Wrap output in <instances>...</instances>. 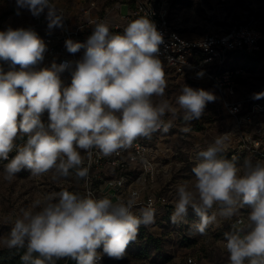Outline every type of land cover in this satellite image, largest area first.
Returning <instances> with one entry per match:
<instances>
[{
    "label": "clouds",
    "instance_id": "obj_1",
    "mask_svg": "<svg viewBox=\"0 0 264 264\" xmlns=\"http://www.w3.org/2000/svg\"><path fill=\"white\" fill-rule=\"evenodd\" d=\"M16 4L33 16L47 9L49 29L62 25L63 16L51 0ZM162 43L155 23L145 17L128 23L122 34L97 22L86 43L65 41L69 53L84 49L71 71V83L65 85L61 73L71 62L35 67L43 61L47 45L33 29L0 31V61L9 63L8 71L0 68V160L8 161L3 179L11 182L25 168L33 177L52 172L53 179L73 174L84 179L88 168L80 150L111 156L129 149L138 138L167 132L172 121L164 120L166 114L175 117L182 112L184 121L198 120L216 97L185 84L175 104L165 99ZM261 97L264 92L254 94ZM45 112L47 124L42 121ZM228 137L220 134L198 153L201 162L192 169L191 186H177L170 221L185 223L191 209L199 218L195 230L205 234L218 217L231 219L246 208L243 227L224 233L229 264H264V161L246 158L238 165V158H226ZM138 197L133 191L127 200L113 203L107 197H81L68 190L45 195L20 210L0 245L24 250L21 264H56L65 258L75 264H99L100 248L108 257L121 259L139 228L155 223L151 205L133 211Z\"/></svg>",
    "mask_w": 264,
    "mask_h": 264
},
{
    "label": "rangeland",
    "instance_id": "obj_2",
    "mask_svg": "<svg viewBox=\"0 0 264 264\" xmlns=\"http://www.w3.org/2000/svg\"><path fill=\"white\" fill-rule=\"evenodd\" d=\"M97 1L101 7H111L119 0ZM170 1L171 21L189 38L200 37L205 33H224L244 25L264 30V0ZM51 2L64 12L71 25L87 20L83 12L85 5L80 0ZM127 9V5L122 4L120 14L126 15ZM31 16L32 13L27 8H17L16 0H0V31L9 27L26 28ZM108 16L114 18L116 15L109 13ZM46 67L49 66L42 68ZM223 68L241 71L231 97L241 103L240 111L236 114L226 110L222 96L210 83L178 77L163 65L167 83L164 98L173 104L185 84L203 88L216 97L213 102L207 103L198 120L186 122L182 119V112L175 117L166 114L164 120L172 121L167 132L157 131L150 138H138L148 147L149 159L154 168L151 177L146 176L142 184H145L146 190L166 195L173 207L177 200V186L182 183L191 186L194 180L192 169L201 162L198 153L206 150L220 134H229L224 153L226 158H238V165H242L246 158L253 162L264 161V97L254 98V94L264 92V48L259 52L246 49L232 51L226 56ZM61 79L68 85L71 83V74ZM42 121L48 123L47 112L43 114ZM185 127L189 131H183ZM17 142L23 143L22 140ZM80 151L84 157V166L90 174L89 179H79L74 174L68 178L53 179L52 172L33 177L30 170L25 168L11 182H7L3 179V173L8 161L0 160V237L7 236L14 219L20 215V210L30 207L36 199L61 190H68L81 197L92 192L98 198L112 190L108 185L109 181L120 174L134 178L141 170L140 164L135 163L120 171L112 168L107 161L108 156L102 155L98 150L93 149L90 155ZM122 151V158H126L131 148ZM15 154V151L10 153L9 160ZM216 210L214 207L213 211ZM172 212L155 211V223L139 228L136 240L127 246L121 259L110 258L103 254L102 248L98 249L102 257L99 264H228L229 254L225 249L224 233L233 230L238 216L247 217L246 208H241L231 219L218 217L217 223L209 225L205 234H199L195 230L199 218L191 209L186 222L178 226L170 221ZM13 251L0 245L2 258ZM188 258L192 259V263ZM69 260L61 259L56 264H67Z\"/></svg>",
    "mask_w": 264,
    "mask_h": 264
},
{
    "label": "built area",
    "instance_id": "obj_3",
    "mask_svg": "<svg viewBox=\"0 0 264 264\" xmlns=\"http://www.w3.org/2000/svg\"><path fill=\"white\" fill-rule=\"evenodd\" d=\"M80 2L85 5L83 12L86 14L87 20L78 22L75 26L68 22L64 12L57 6L56 8L63 16L62 25L59 27L49 29L46 19L47 9L39 16H31V21L25 29H33L47 45L43 61L35 66L37 69L45 66L51 67L53 63L59 65L66 61L71 62L69 69L61 73L62 78H67L74 69L75 62L81 58L84 52V49H81L77 53H69L65 47L67 39L86 43L92 34L95 23L101 21L108 24L111 33L122 34L128 23L137 18L145 17L155 23L157 30L163 36L159 57L162 64L170 72L193 82L205 81L210 83L222 96L223 104L229 113L236 114L240 111L241 103L231 97L241 76V71L239 69H225L223 65L226 56L232 51L238 49H246L252 52L262 51L264 48V30L256 29L252 25H244L224 33H205L200 37L189 38L184 36L171 21L170 0H119L111 7H101L97 0H80ZM122 4H126L128 7L126 15L120 14ZM109 13H115L116 16L110 18ZM0 68L9 69V63L0 61ZM16 68L18 69L19 65ZM122 153L123 151L120 150L108 156L107 161L111 167L123 171L127 166L139 163L140 172L134 178L120 174L113 181H109L108 185L113 191L102 194L98 198L107 197L113 203H117L127 200L130 194L135 191L139 193V197L133 207L134 212L138 213L140 208L149 205L155 211L172 212L174 207L166 195H157L146 190L145 184H142L145 177L150 178L154 172L152 161L148 155V147L137 139L126 158H122ZM262 156L264 158V153ZM89 178L90 174L88 173L87 179ZM129 179L130 182L128 183ZM246 222L245 216H238L233 226L243 227ZM188 261L192 263L191 258H188Z\"/></svg>",
    "mask_w": 264,
    "mask_h": 264
},
{
    "label": "trees",
    "instance_id": "obj_4",
    "mask_svg": "<svg viewBox=\"0 0 264 264\" xmlns=\"http://www.w3.org/2000/svg\"><path fill=\"white\" fill-rule=\"evenodd\" d=\"M24 250H14L11 254L5 255L2 258L0 255V264H21L20 256L23 254ZM74 261L69 260L67 264H73Z\"/></svg>",
    "mask_w": 264,
    "mask_h": 264
}]
</instances>
